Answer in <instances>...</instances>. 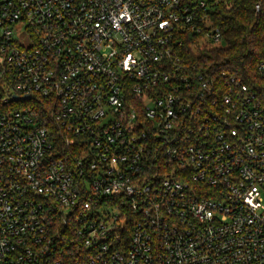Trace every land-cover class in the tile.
Segmentation results:
<instances>
[{"label":"built area","instance_id":"1","mask_svg":"<svg viewBox=\"0 0 264 264\" xmlns=\"http://www.w3.org/2000/svg\"><path fill=\"white\" fill-rule=\"evenodd\" d=\"M210 5L0 0V264H264V61L186 57Z\"/></svg>","mask_w":264,"mask_h":264},{"label":"trees","instance_id":"2","mask_svg":"<svg viewBox=\"0 0 264 264\" xmlns=\"http://www.w3.org/2000/svg\"><path fill=\"white\" fill-rule=\"evenodd\" d=\"M207 1L211 19L223 35L221 45L196 50L186 46V57L216 74L225 71L247 83L260 82L257 68L264 61V0Z\"/></svg>","mask_w":264,"mask_h":264}]
</instances>
